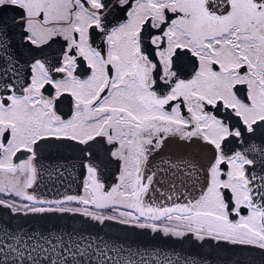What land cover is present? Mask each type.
<instances>
[{"label": "snow or ice", "instance_id": "1", "mask_svg": "<svg viewBox=\"0 0 264 264\" xmlns=\"http://www.w3.org/2000/svg\"><path fill=\"white\" fill-rule=\"evenodd\" d=\"M52 150L78 193L30 191ZM0 194V264H264V0H0ZM29 214L192 251L10 223Z\"/></svg>", "mask_w": 264, "mask_h": 264}, {"label": "water", "instance_id": "2", "mask_svg": "<svg viewBox=\"0 0 264 264\" xmlns=\"http://www.w3.org/2000/svg\"><path fill=\"white\" fill-rule=\"evenodd\" d=\"M55 193L57 190L50 189ZM7 219V217H5ZM13 227H20L26 231H36L47 234L49 231L58 232L74 229L92 236H102L109 242L124 244L125 247L139 248L148 252L173 251L184 254L192 251L190 245L180 244L175 238L166 237L163 234H154L150 230L133 229L128 226L119 225L113 221L100 225L79 215L70 214H29L27 216H16L10 220ZM224 264L237 262V264H261L258 255L237 250H220L215 254Z\"/></svg>", "mask_w": 264, "mask_h": 264}, {"label": "flooded vegetation", "instance_id": "3", "mask_svg": "<svg viewBox=\"0 0 264 264\" xmlns=\"http://www.w3.org/2000/svg\"><path fill=\"white\" fill-rule=\"evenodd\" d=\"M45 155L47 159L41 161L43 167L40 169L38 183L30 191H34L38 196L50 199L59 198L65 192L69 194L78 193L84 176L82 169L78 166L72 167L73 164L78 163L75 154L71 151L57 154L52 150ZM59 165H63V167L59 168L62 175H59L56 171ZM50 189L57 191L53 193ZM3 195L0 194V196Z\"/></svg>", "mask_w": 264, "mask_h": 264}]
</instances>
